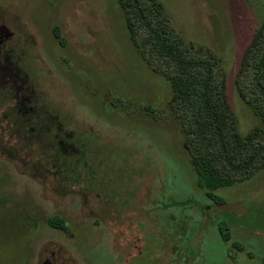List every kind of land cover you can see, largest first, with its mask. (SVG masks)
<instances>
[{
  "label": "rangeland",
  "instance_id": "rangeland-1",
  "mask_svg": "<svg viewBox=\"0 0 264 264\" xmlns=\"http://www.w3.org/2000/svg\"><path fill=\"white\" fill-rule=\"evenodd\" d=\"M158 1L220 76L240 139L263 144L249 45L264 29V0ZM142 37L122 0H0V87L14 90L13 101L0 90V264H264V232L253 229L264 226V167L210 191L220 205L205 195ZM13 102L49 114V134L71 155H56L51 135H19ZM81 105L95 127L75 118ZM220 211L236 224L227 241L213 225Z\"/></svg>",
  "mask_w": 264,
  "mask_h": 264
},
{
  "label": "trees",
  "instance_id": "trees-1",
  "mask_svg": "<svg viewBox=\"0 0 264 264\" xmlns=\"http://www.w3.org/2000/svg\"><path fill=\"white\" fill-rule=\"evenodd\" d=\"M122 3L136 17L143 35L142 46L170 85L197 185L205 190V195L216 205H220L221 200L211 196L210 191L229 187L263 168L264 143L257 145L253 137L240 139L226 103L220 76L208 61L196 57L172 32L158 0H122ZM249 51L254 56L253 83L264 94V29L254 34ZM0 90L8 96L7 99L13 101L12 88L9 90L2 86ZM18 104L13 102L6 113L12 118V124L19 135L30 144L37 142L40 137L51 135L55 154L62 158H65L64 153L71 155L74 146L65 143L60 145L61 140L49 134V130L54 131V121L49 114L36 111L33 106L23 109L21 105L22 110ZM261 117L264 121V110ZM53 161L55 164L56 160ZM257 211L264 213V206ZM220 216L222 221L215 223ZM224 217L227 221L222 219ZM213 221L220 239L229 240L227 224L236 225L231 216L220 211L214 215ZM48 224L64 230L61 220L57 218H51ZM256 227L253 229L264 232L263 225Z\"/></svg>",
  "mask_w": 264,
  "mask_h": 264
},
{
  "label": "clouds",
  "instance_id": "clouds-1",
  "mask_svg": "<svg viewBox=\"0 0 264 264\" xmlns=\"http://www.w3.org/2000/svg\"><path fill=\"white\" fill-rule=\"evenodd\" d=\"M74 116L77 120H81L87 126H90V127L96 126L95 117L92 114L91 109L87 108L86 106H83V105L78 106L74 110Z\"/></svg>",
  "mask_w": 264,
  "mask_h": 264
}]
</instances>
